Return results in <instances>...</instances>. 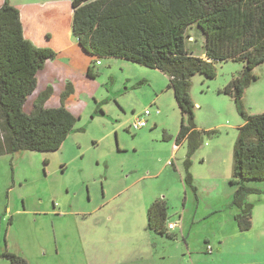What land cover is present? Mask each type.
Wrapping results in <instances>:
<instances>
[{
	"label": "rangeland",
	"instance_id": "374dc122",
	"mask_svg": "<svg viewBox=\"0 0 264 264\" xmlns=\"http://www.w3.org/2000/svg\"><path fill=\"white\" fill-rule=\"evenodd\" d=\"M8 1L48 6L56 0ZM188 31L186 48L203 58L201 31ZM51 63L45 62L48 70ZM214 66V79H189L193 122L205 132L192 154L185 141L174 148L181 113L162 72L100 59L95 78L71 79L74 92L65 100L66 86L59 91L55 84L45 106L63 104L75 125L56 151L0 156V254L27 264H264L262 224L239 232L230 206L233 150L244 120L233 100L218 93L244 65L229 60ZM42 70L26 113L46 88ZM51 73L46 76L54 80ZM251 74L257 79L246 88L243 106L248 114H262L264 63ZM145 110L152 113L147 125L131 129ZM187 173L195 192L183 184ZM258 199L264 196L246 201ZM156 200L166 203L175 240L147 228V209ZM0 264L11 263L0 258Z\"/></svg>",
	"mask_w": 264,
	"mask_h": 264
},
{
	"label": "trees",
	"instance_id": "16d2710c",
	"mask_svg": "<svg viewBox=\"0 0 264 264\" xmlns=\"http://www.w3.org/2000/svg\"><path fill=\"white\" fill-rule=\"evenodd\" d=\"M71 8L72 36L89 58L87 77L95 78L93 69L100 59L114 58L158 70L167 77V89L172 90L181 113L174 145L185 141L189 154L205 133L193 122L190 77L200 74L214 79V65L229 60L244 65L242 73L218 93L233 100L244 120L238 127L229 184L233 189L230 206L237 210L234 222L239 232H248L254 205L246 198L264 196L258 189L264 184V113L248 114L242 99L249 83L257 79L252 70L264 63V0H72ZM195 26L204 38L203 58L185 46L188 30ZM55 56L51 48L25 37L19 10L4 0L0 6V156L56 151L73 131L76 119L63 104L45 106L50 88L34 100L30 113L24 112L27 98L36 90L38 72ZM71 94L68 83L61 100ZM183 184L195 192L189 173ZM146 215L148 229L177 238L168 228L164 200L152 202ZM206 250L212 249L207 246ZM0 258L27 264L7 252Z\"/></svg>",
	"mask_w": 264,
	"mask_h": 264
},
{
	"label": "crops",
	"instance_id": "0c3cea01",
	"mask_svg": "<svg viewBox=\"0 0 264 264\" xmlns=\"http://www.w3.org/2000/svg\"><path fill=\"white\" fill-rule=\"evenodd\" d=\"M3 2L4 0H0V6ZM71 2L72 0H56L52 1L48 6L37 5V3L11 4L19 10L25 37L38 46L49 47L56 52L53 63L49 65V70L48 66L47 68L44 66L42 70V74H45L46 88L40 91V93L47 88H50L52 92L49 98H52L54 93L53 86L55 84L58 86L57 90L63 91L65 86L69 83L72 87V92H74L71 79L75 81L77 76L84 75L89 66V59L85 60L80 54L85 58H87V55L77 47V43L72 36ZM75 46L78 48L79 52L76 51ZM47 73L56 76L55 79L53 80L52 78L47 77ZM38 82L39 78L37 76V83ZM63 92H61V94ZM151 114L152 113L150 112V115ZM177 147L178 145H176V148ZM258 189L260 190V188ZM260 199L256 201L247 200L254 205L253 210L257 208V211L255 210L256 213H252L253 220L250 230H254L255 228L253 226H257L256 223L260 221L259 223L262 224L261 233L264 234V200ZM174 230L175 228L172 231L173 233Z\"/></svg>",
	"mask_w": 264,
	"mask_h": 264
},
{
	"label": "built area",
	"instance_id": "2783aa9c",
	"mask_svg": "<svg viewBox=\"0 0 264 264\" xmlns=\"http://www.w3.org/2000/svg\"><path fill=\"white\" fill-rule=\"evenodd\" d=\"M97 64H99V62H97ZM149 115H150V111L149 110H145L144 113H143V117L137 118L130 125V128L133 129V130H139V129L145 127L147 125L146 117L149 116ZM174 148H176V145H174ZM168 228L169 229H174L175 228V224H173V223L168 224Z\"/></svg>",
	"mask_w": 264,
	"mask_h": 264
}]
</instances>
